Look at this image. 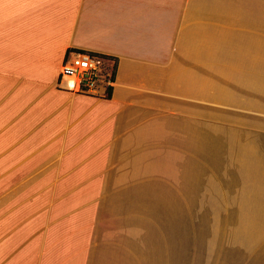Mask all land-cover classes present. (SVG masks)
<instances>
[{
	"label": "crops",
	"instance_id": "1",
	"mask_svg": "<svg viewBox=\"0 0 264 264\" xmlns=\"http://www.w3.org/2000/svg\"><path fill=\"white\" fill-rule=\"evenodd\" d=\"M215 177L264 192V0H0V264H150L147 209Z\"/></svg>",
	"mask_w": 264,
	"mask_h": 264
},
{
	"label": "rangeland",
	"instance_id": "2",
	"mask_svg": "<svg viewBox=\"0 0 264 264\" xmlns=\"http://www.w3.org/2000/svg\"><path fill=\"white\" fill-rule=\"evenodd\" d=\"M205 187L179 193L181 207L147 209L150 264H264V192L223 191L219 177Z\"/></svg>",
	"mask_w": 264,
	"mask_h": 264
},
{
	"label": "built area",
	"instance_id": "3",
	"mask_svg": "<svg viewBox=\"0 0 264 264\" xmlns=\"http://www.w3.org/2000/svg\"><path fill=\"white\" fill-rule=\"evenodd\" d=\"M114 80V67L108 66L105 57L73 50L63 62L59 85L73 93L103 97L112 88Z\"/></svg>",
	"mask_w": 264,
	"mask_h": 264
},
{
	"label": "trees",
	"instance_id": "4",
	"mask_svg": "<svg viewBox=\"0 0 264 264\" xmlns=\"http://www.w3.org/2000/svg\"><path fill=\"white\" fill-rule=\"evenodd\" d=\"M101 57H103V56H101ZM114 79H115V67H114Z\"/></svg>",
	"mask_w": 264,
	"mask_h": 264
}]
</instances>
